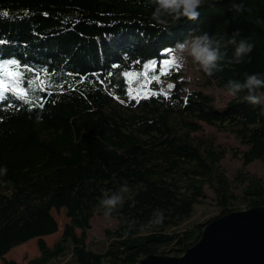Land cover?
<instances>
[{
	"label": "trees",
	"instance_id": "trees-1",
	"mask_svg": "<svg viewBox=\"0 0 264 264\" xmlns=\"http://www.w3.org/2000/svg\"><path fill=\"white\" fill-rule=\"evenodd\" d=\"M155 6V0H0V61H19L7 67L24 73L27 89L0 98L3 264H19L5 254L32 238L40 254L27 264H53L69 252L73 259L64 264H136L161 246L183 254L211 218L174 227L192 214L205 183L216 192V216L235 210V196L215 167L220 158L188 139L199 120L234 129L247 146L244 166L264 161V106L245 98L248 89L217 106L210 93L187 91L176 64L160 70L162 61L175 57L177 41L206 29L225 38L238 30L254 44L237 63L227 59L234 45L222 42L226 59L213 73L203 71L208 84L226 86L229 79L264 72V0H202L196 18L168 17L166 23L152 15ZM138 68L153 83L172 76L170 90L132 95L130 72ZM248 179L249 207L264 205V179ZM125 182L132 195L124 193L123 205L112 212L119 222L107 231V249H88L90 218L104 211L100 197ZM61 208L70 220L49 246L44 236L59 229L52 209ZM156 208L165 215L152 222Z\"/></svg>",
	"mask_w": 264,
	"mask_h": 264
},
{
	"label": "rangeland",
	"instance_id": "rangeland-1",
	"mask_svg": "<svg viewBox=\"0 0 264 264\" xmlns=\"http://www.w3.org/2000/svg\"><path fill=\"white\" fill-rule=\"evenodd\" d=\"M169 61L176 64L174 73L179 74V77L185 80L184 83L187 91L190 89H200L206 93H210L214 97V105L217 106L223 105L233 97L226 93V86H220L215 82L208 84L203 74L204 70L192 61L191 58L185 63L177 62L175 57H172ZM130 76L133 85L131 92L134 96H139L141 92L155 91L157 87H161L164 92L170 90L169 84L172 76L169 74L157 77L156 80L159 83H153L150 79V74L146 70H142V68L134 69L130 72ZM198 124L199 128L197 130L188 131V139L205 153L211 152L215 157L220 158L219 161L215 162V167L227 180L230 191L235 196L233 200L234 209L248 208L250 202L244 196L243 190L249 183L248 178L264 179V161L256 159L248 165H243L242 155L247 146L236 136L234 129L230 125L211 124L203 120H199ZM179 130L186 132L187 128L180 127ZM180 182L185 184L184 182L186 181L185 179H181ZM181 189L184 190V186ZM204 192L205 195L199 198L192 214L174 228L185 229L192 227L194 224L205 222L221 212L213 186L205 183ZM52 213L58 221L59 229L54 233L44 236L49 246H53L62 237L65 224L70 220L65 208H61L60 210L52 209ZM118 222L119 220L115 213L106 214L105 211H95L90 218L91 226L87 229V248L97 252H105L111 241L107 231L115 229ZM76 232L80 234V228H77ZM159 253L174 255L175 251L171 249V246H161ZM39 254L37 238H32L13 247L5 254V257L7 259H14L19 264H27L29 259L39 256ZM72 259V252H69L65 257L54 261L53 264H64L65 262H71ZM0 264H3L2 260H0Z\"/></svg>",
	"mask_w": 264,
	"mask_h": 264
},
{
	"label": "clouds",
	"instance_id": "clouds-1",
	"mask_svg": "<svg viewBox=\"0 0 264 264\" xmlns=\"http://www.w3.org/2000/svg\"><path fill=\"white\" fill-rule=\"evenodd\" d=\"M156 6L152 15L166 23L168 17L176 19L179 16L196 18L199 15L198 6L202 0H155ZM233 7L239 11L242 5L234 3ZM234 45L233 56L228 60L240 62L246 54L250 53L254 47L252 40L247 36H241L238 30L225 38L224 35L210 32L206 29L194 31L177 41L175 45V59L177 62L185 63L189 58L197 63L204 72L211 74L221 67L220 62L226 59L227 49H222L221 44L225 42ZM248 89L245 98L252 104H264V72H249L243 80L229 79L226 83V93L237 96L242 89ZM124 193L129 192L127 182L120 185L118 191L111 194L104 193L99 199V204L103 206L106 214H111L117 205H123ZM164 212L160 208L153 210L152 222L162 221Z\"/></svg>",
	"mask_w": 264,
	"mask_h": 264
},
{
	"label": "water",
	"instance_id": "water-1",
	"mask_svg": "<svg viewBox=\"0 0 264 264\" xmlns=\"http://www.w3.org/2000/svg\"><path fill=\"white\" fill-rule=\"evenodd\" d=\"M136 264H264V205L211 218L181 255L150 253Z\"/></svg>",
	"mask_w": 264,
	"mask_h": 264
},
{
	"label": "snow or ice",
	"instance_id": "snow-or-ice-1",
	"mask_svg": "<svg viewBox=\"0 0 264 264\" xmlns=\"http://www.w3.org/2000/svg\"><path fill=\"white\" fill-rule=\"evenodd\" d=\"M169 49H164V52H169ZM171 63V61L169 60H164L162 61V64L164 65V67H162L160 70L161 71H166L167 70V66ZM19 64V61H17L16 59H11V60H2L0 61V69H2V71H0V98L3 97L5 91H10L13 94L16 95H20V94H26L27 93V89H25L24 87L21 86V77L24 76V73L21 72L19 69L15 68V67H7L9 65L11 66H15ZM152 67H156L155 64L151 65ZM27 67V66H25ZM128 73H125V76H127ZM5 77H7V79H5ZM171 86V85H170Z\"/></svg>",
	"mask_w": 264,
	"mask_h": 264
}]
</instances>
